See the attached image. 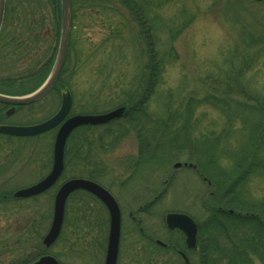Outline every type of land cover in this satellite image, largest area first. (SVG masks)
I'll return each mask as SVG.
<instances>
[{
	"label": "rangeland",
	"instance_id": "374dc122",
	"mask_svg": "<svg viewBox=\"0 0 264 264\" xmlns=\"http://www.w3.org/2000/svg\"><path fill=\"white\" fill-rule=\"evenodd\" d=\"M135 2L147 15L146 27L160 64L150 95L143 100L142 93L151 82L146 68L150 62L147 37L122 0H72L61 81L49 95L19 107L5 119L11 125L42 122L57 112L67 89L72 94L69 115L102 113L121 103L126 108L138 107L130 118L108 127L75 129L66 143L62 179L31 198H15L13 193L50 170L57 127L35 136L0 134V264H27L37 258L38 244L44 246L42 239L51 225L57 186L83 176L107 188L120 204L117 264H147L148 258L150 264L180 262L174 252L150 251L139 230L142 226L151 236L165 240L162 219L170 210L194 217L201 251L218 257L214 245L232 249L228 253L233 260L225 254L218 264H264V215L260 214L262 219L243 220L239 215L231 219L224 216L230 214V207L217 204L235 206L245 201L264 206V133L255 128L260 122L264 125V110L261 116H251L252 108L264 102V2ZM54 25L60 31V20L48 0H6L0 34L17 33L22 38L19 46L10 44L11 52L7 47L3 50L0 41V90L25 94L39 85L41 81L21 82L30 67H39L49 58L51 64L59 45ZM11 78L16 81H7ZM131 118L135 129L128 123ZM150 124L157 126L150 128ZM145 129L158 133L153 143L141 145L137 132ZM117 131L126 134L119 136ZM254 136L261 140L257 158L243 160L241 152ZM160 139L175 149L177 160L148 158L154 144L161 145ZM199 146L211 150L206 164L197 165L198 171L214 181L211 186L196 170L174 167L178 161L195 163L189 150ZM220 181L224 183L219 185ZM216 185L222 187L217 196ZM156 195L158 199L150 204ZM144 203L150 205L148 210L137 214L136 208ZM131 210L142 218L140 225L131 219ZM224 228L237 229L250 245L240 243L235 248V242L225 238ZM108 229V214L101 205L90 195L75 192L67 200L59 237L46 249L61 264H104ZM201 251L199 257L190 254L196 264H202L205 254Z\"/></svg>",
	"mask_w": 264,
	"mask_h": 264
},
{
	"label": "water",
	"instance_id": "95a60500",
	"mask_svg": "<svg viewBox=\"0 0 264 264\" xmlns=\"http://www.w3.org/2000/svg\"><path fill=\"white\" fill-rule=\"evenodd\" d=\"M5 5L6 0H0V29L4 18ZM70 30V0H60V37L57 54L52 68L41 86L29 94L14 96L0 93V103L11 106V109L6 112V115L11 114L16 106L27 105L41 99L54 86L60 76L66 59ZM71 104V92L67 90L62 96L59 110L49 119L32 125H0V133L13 136H33L52 129L62 122L54 141L53 165L51 171L39 182L16 190L13 193L14 197L28 198L35 196L46 191L55 184L64 169V150L67 138L75 128L83 125L107 123L111 120L121 118L125 111V106H119L105 113L74 114L66 118L71 109ZM179 166H181V162H176L174 164V167ZM78 189L90 192L99 198L107 207L110 222L104 264H116L120 242L121 210L114 196L106 188L90 179L75 177L68 179L61 184L54 198L51 225L44 235L42 243L46 247H50L56 241L63 225L66 200L73 191ZM166 222L170 228L178 227L183 230L186 235V244L188 248H194L196 246L197 224L190 216L184 213L170 212L166 216ZM29 264L60 263L53 255L45 254ZM185 264H189V261L186 260Z\"/></svg>",
	"mask_w": 264,
	"mask_h": 264
},
{
	"label": "trees",
	"instance_id": "16d2710c",
	"mask_svg": "<svg viewBox=\"0 0 264 264\" xmlns=\"http://www.w3.org/2000/svg\"><path fill=\"white\" fill-rule=\"evenodd\" d=\"M48 1L52 5V9H53V12H54L55 16L60 20V0H48ZM122 2L131 11L134 19L137 20V22L140 23L141 31L147 37V48H148L147 50H148V54L150 55V62L146 65V68L148 69V72L150 74L149 78H148V81H151V82L149 83V87L147 88V92H143L142 93V96H144V98H143V100H144L148 95H150V93L152 92V90L154 88L153 84L158 79L157 73H158L159 68H160L159 59L155 56L157 52H155L154 42L152 41V39L150 37V29H149V27H146V16H147L146 13L144 12V10L140 6L137 5L135 0H122ZM70 3H71V12H72V0H70ZM53 30L55 32V36L57 37L58 36V32H59L58 27L54 25ZM12 37H13V34H11L10 32L5 36V38H8L10 40H13L14 37L13 38ZM49 62H50V60H48V61L46 60V62H44V64L41 67L37 66V69H35L31 73H30V70H29V72H28L29 74L25 77V79L22 80L21 84H24V83L25 84H31V83H34V81H38V82L41 81L42 82L44 80V78L46 77V75L48 74L49 69H50L49 67L52 64V62H51V64ZM64 70H65V66H64V68H63V70L61 72L60 79L62 78ZM7 81H10V83H13V82L16 81V79L11 78V79H9ZM57 84H59V81L56 83V85ZM14 94H20V93H14ZM215 98H216V96L213 97L212 104H214ZM143 100L140 99V101H143ZM223 100H225V99H223ZM131 102H132L131 99L128 100V103H131ZM125 103H126V101H125ZM122 104H124V103H121L120 105H122ZM219 104H221V102H219ZM3 109H4V105L0 103V123H3L5 121V116L3 115ZM248 109H249V107H248ZM137 110H138V107H135V105L133 104L131 107L126 108V110H125V112L123 114V117L121 119L124 121L125 119L130 118V116H132L131 114H135L137 112ZM263 110H264V102H261L256 107L252 108L251 116H256V115L261 116V114H262L261 112ZM131 121H132V118L129 120L128 123L131 124L132 128H134V129L137 128V127H135L136 124L132 123ZM166 124L167 123H165V125ZM156 126H157L156 124H150V128H153V127H156ZM257 127H258V125H256L255 128L258 129V132L261 131L260 134L264 133V129H262L264 127V125L261 124V122L259 124V127L258 128ZM256 129H255V133L257 131ZM146 131L147 130L145 129V132H144L145 134L140 132V131L137 132L138 135H139L140 141H141V145L143 143L148 145V142L153 143L152 142L153 138H154V140H156L155 134L158 133L157 131H152V132L151 131L150 132H148V131L146 132ZM125 134H126V131H124V132L123 131H117V135H119V136H123ZM179 135H181V133H178L177 138H178ZM6 136L7 137H11L9 135H6ZM148 136H150V140L149 141L147 140ZM201 142H203V141H201ZM260 143H261V140L259 139V141H257L256 140V136H254L252 144L251 145L250 144H246L248 146H245L243 148L240 158L245 160L248 157L250 158V156H251V159L255 160V158H257V150H258V146L260 145ZM158 144H161V145L160 146H156L154 144V147L151 148L150 155H148L149 159H152V160H154L156 162H159V161L165 160V158L166 159L169 158L170 160H172V159L173 160L174 159L177 160L179 158V157H177V155H174L175 149L172 146H170V145L164 146V144H162L161 139H160V141H158ZM150 146H151V144H150ZM210 151L207 150V148L205 149L203 146L192 147L189 150V152H190L189 156H190L191 159H194V162L198 166H201V165H205L206 162H207L208 157L211 156V152ZM214 167L215 168L217 167L216 163H215ZM212 182H214V181H212ZM223 183H224L223 181H220L219 185H222ZM219 185H216V191H215L216 196L222 190V187H219ZM217 204H219L220 206H226V207L229 206L230 208L234 209V212H236V213H234V214H225L224 215V216L229 217L231 219H238L237 218L238 211H244L245 210L243 208L244 206H242L240 203H238L237 205L235 204V206H233V205H231L229 203L227 204V203H222V202L217 203ZM255 206L256 205H252V207H249L246 210L250 211V212L252 211V212H255V213L256 212H260V214L264 215V206L262 205L261 208L255 207ZM225 229L226 228H224V230H223L225 238L227 240H229V239L233 240V242L236 243V244L234 243V247L235 248H240V245H241L240 243H242V244L245 243V244H249L250 245V242L246 243L244 241V239H245L244 237H240V235L238 234L237 229L232 228L231 231L230 230H225ZM213 244H215V242ZM38 245H39V248L37 249L38 250L37 256L42 255L43 253H48L47 249L44 246H41L40 243ZM214 247H215L214 250L218 252V257H215L213 254L210 255L206 251H204V252L201 251V252H203V254H205L204 258L201 259L202 264H218V258L220 259V257L222 255H225V254H227V256H229V257H232V260H233V256H231L228 253V250L230 248H227L225 246H221L219 248V245H214ZM230 250H232V249H230ZM237 258H239V257L237 256ZM233 263H237V262H233ZM200 264H201V262H200ZM238 264H246V263L243 261L242 263H238Z\"/></svg>",
	"mask_w": 264,
	"mask_h": 264
},
{
	"label": "flooded vegetation",
	"instance_id": "af4514ba",
	"mask_svg": "<svg viewBox=\"0 0 264 264\" xmlns=\"http://www.w3.org/2000/svg\"><path fill=\"white\" fill-rule=\"evenodd\" d=\"M1 32V31H0ZM2 34V35H1ZM0 34V41H1V45H2V48L3 50L6 49V47L8 49H6L7 51L11 52L13 49L12 47L10 46L11 43H16V45H20L21 42L19 40H21L22 36H17V33L16 34H13V40H10L8 38H5V34L6 32L3 31V33ZM57 39V38H56ZM5 50V51H6ZM56 53V51H55ZM55 53H53V59L55 57ZM16 59V56L14 57ZM49 58V57H48ZM50 60V58H49ZM44 64V63H43ZM42 64V65H43ZM42 65H40L39 67H41ZM35 69H37V66L34 65L32 67L29 68L30 70V73L32 71H34ZM58 82V81H57ZM57 88V85L55 84L47 94H45L41 99H43L46 95H49L51 92H53L55 89ZM0 93L1 94H7V95H15L14 93H12L11 91H8V90H0ZM63 94V93H62ZM61 94V96H62ZM62 98V97H61ZM11 106H8V105H4V113L10 108ZM19 106L15 107V109L13 110V113L14 114L17 110H18ZM5 124H8L7 122H3ZM112 123H116V120H113L111 122H109V124H103V125H98V126H106L108 127V125L112 124ZM59 126H57V129H58ZM91 127H96V126H84L83 128L87 129V128H91ZM116 136V135H115ZM145 159H147V156L145 157ZM52 164H53V159H52ZM183 166L185 167H188V168H192L194 170L197 171L198 175L202 177V180L204 182H206L209 186L212 185V180H210L208 178V176L204 175L201 171H198V166L197 164H194V163H190V161H184L183 162ZM212 167H213V164H212ZM51 168H52V165H51ZM50 168V170H51ZM50 170L45 174L47 175ZM64 170H65V159H64ZM63 170V172H64ZM63 172L61 173L60 177L58 178L57 182H59L62 177H63ZM44 175V176H45ZM43 176V177H44ZM42 177V178H43ZM82 178H87V179H91V180H94L96 181L95 179H93L92 177H82ZM40 180V179H39ZM38 180V181H39ZM67 180V179H66ZM65 181V180H63ZM62 181V182H63ZM57 182L51 187L53 188L54 186L57 185ZM62 182L57 186L56 188V191L57 189L59 188V186L62 184ZM50 188V189H51ZM49 189V190H50ZM48 191V190H47ZM80 192H83L84 194L86 195H90L91 197H93L102 207V209H104L106 211V213L108 214V210H107V207L104 205V203L97 197H95L94 195L90 194L89 192L87 191H84V190H80ZM160 194V193H159ZM72 195V194H71ZM209 195L212 196L213 195V192H209ZM70 197V196H69ZM159 195H156L154 196L153 200L150 201V204H152V202L156 201L158 199ZM116 198V197H115ZM210 199H208L209 201ZM242 206H244L243 208L245 209L244 211H238V215L241 216V219L243 220H246V219H249V218H252V217H256V216H259L261 218V215H260V212H250V211H247L246 209H248L249 207H252V205H255L254 203H248V202H245V201H241L239 202ZM148 206L150 205H147V204H142V205H139L137 208H136V211L137 214L138 213H146V211L148 210ZM255 207H259L261 208V206H255ZM223 207H219V209L223 210L222 209ZM121 209V208H120ZM227 211L230 213V214H234V209L232 208H228ZM135 211L134 210H131L129 212L130 216H131V219L133 221H135L136 224L140 225L141 222H142V218L138 215H136L134 213ZM170 212H180V213H184V214H187L188 216H190L193 220L194 217L189 215L187 212L185 211H181V210H170V211H167L165 214H164V217L162 219V223H163V232H164V237L166 238L165 240L163 239H160V238H157V237H153L151 236L150 234H148L147 232L144 231V227L140 226L139 230L140 232L144 235L143 238H145L150 247H151V250L150 251H154V249L156 251H171V252H174L179 258H180V262L177 263V264H185L186 260L189 261V264H196L193 262V260L191 259L190 257V254H194V257L195 255L199 257V255L201 254L200 251L202 250V248L200 247L201 245L199 243H201L200 241V236H199V225L197 224V236H196V246L194 248H187V244H186V235L185 233L183 232V230L181 228H178V227H174V228H170L168 225H167V222H166V216L168 213ZM226 212V211H224ZM262 219V218H261ZM196 221V220H195ZM197 222V221H196ZM108 225H109V214H108ZM108 234V233H107ZM106 240H107V237H106ZM153 253V252H152ZM150 262H152L149 258L147 260V264H150Z\"/></svg>",
	"mask_w": 264,
	"mask_h": 264
}]
</instances>
